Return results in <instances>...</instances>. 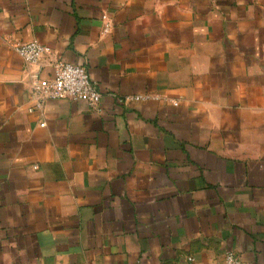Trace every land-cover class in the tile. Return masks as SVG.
<instances>
[{"label": "crops", "instance_id": "0c3cea01", "mask_svg": "<svg viewBox=\"0 0 264 264\" xmlns=\"http://www.w3.org/2000/svg\"><path fill=\"white\" fill-rule=\"evenodd\" d=\"M33 39L52 52L27 63ZM57 57L97 106H36ZM231 250L264 264V0H0V264Z\"/></svg>", "mask_w": 264, "mask_h": 264}, {"label": "built area", "instance_id": "2783aa9c", "mask_svg": "<svg viewBox=\"0 0 264 264\" xmlns=\"http://www.w3.org/2000/svg\"><path fill=\"white\" fill-rule=\"evenodd\" d=\"M103 32L107 33L113 26L111 19L107 15L103 16ZM15 50L27 63H38L42 57L52 52L50 47L42 44L39 40L17 43ZM54 76L52 78H40L34 76L32 83V93L36 97V106L44 107L48 99L69 98L72 100H84L90 106H97L102 99V92L97 83L91 78L88 69L85 66L73 64L61 57L53 61ZM136 96L135 99H140ZM30 108V110H32ZM45 125L44 122L41 123ZM190 264L193 257H188ZM217 264H246L235 252H226L223 260Z\"/></svg>", "mask_w": 264, "mask_h": 264}]
</instances>
